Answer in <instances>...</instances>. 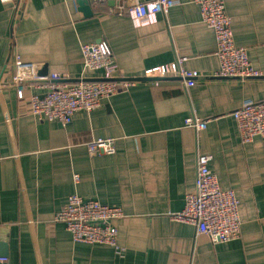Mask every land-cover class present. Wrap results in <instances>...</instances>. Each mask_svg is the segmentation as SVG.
Returning <instances> with one entry per match:
<instances>
[{
    "label": "crops",
    "instance_id": "0c3cea01",
    "mask_svg": "<svg viewBox=\"0 0 264 264\" xmlns=\"http://www.w3.org/2000/svg\"><path fill=\"white\" fill-rule=\"evenodd\" d=\"M77 0H0V77L11 79L13 58L38 63V73L68 82L99 78L84 67L81 45L105 41L121 75L118 93L92 112L77 111L63 125L31 114V81L19 98L0 94V250L9 264H264V137L242 144L231 113L246 99H264V0H225L235 43L248 50L258 77L215 75L214 30L194 0H178L157 21L136 25L111 13L113 2L84 16ZM185 57L199 75L187 86L176 75L146 77L145 70ZM208 126H185L190 116ZM113 137L115 151L91 155L86 142ZM211 154L223 188L239 198L237 239L211 243L170 213L193 190L197 156ZM79 180H74V175ZM122 207L115 220L118 254L106 244L76 242L55 214L70 194ZM6 244V246H3Z\"/></svg>",
    "mask_w": 264,
    "mask_h": 264
},
{
    "label": "built area",
    "instance_id": "2783aa9c",
    "mask_svg": "<svg viewBox=\"0 0 264 264\" xmlns=\"http://www.w3.org/2000/svg\"><path fill=\"white\" fill-rule=\"evenodd\" d=\"M11 1V0H3ZM93 5L112 1L111 13H127L136 25H148L157 21L159 13L167 14L178 0H89ZM199 6L201 20L214 30L216 38V56L219 70L215 75L222 77L249 78L258 77L261 72L255 69L249 59L248 50L235 43L232 17L226 11L225 0H194ZM84 67L90 71H99L98 79L87 80L82 77L76 82H68V75L52 73L40 76L38 63L24 59L20 54L13 58L14 72L11 79L0 77V94L5 96L15 89L19 98L23 97L29 82H38L42 93L30 96L31 114L39 119L57 121L68 125L73 115L80 110L92 112L101 106L103 100L118 93L119 84L134 83L132 80L118 82L121 70L114 59L110 46L105 41L83 43L81 45ZM185 57H178L171 63L158 65L145 70L146 77L176 75L191 86L198 77L196 71L183 65ZM231 115L238 126L240 141L246 144L256 136L264 137V99H246ZM211 117L190 116L185 126L202 130L208 126ZM113 137L94 138L86 142L91 155L113 153ZM211 154L197 156V176L193 190L185 194L182 210L170 213V217L179 222L192 224L199 236H206L211 243L217 244L239 238L241 217L239 198L234 189L223 188L218 176L211 169ZM79 180V175H74ZM124 217L122 207L108 205L97 199H86L77 193L70 194L66 204L55 214V221L61 222L76 242L106 244L118 254L124 249L119 243L118 228L115 220ZM0 264H9L8 257L0 256Z\"/></svg>",
    "mask_w": 264,
    "mask_h": 264
},
{
    "label": "water",
    "instance_id": "95a60500",
    "mask_svg": "<svg viewBox=\"0 0 264 264\" xmlns=\"http://www.w3.org/2000/svg\"><path fill=\"white\" fill-rule=\"evenodd\" d=\"M76 2L79 11H81L84 14V16L90 17L93 15L92 4L90 3L89 0H77ZM94 79H98V78H88L87 80H94ZM1 246H2V242L0 240V247ZM3 246H6V244H4ZM6 254H7L6 250H0V256H7Z\"/></svg>",
    "mask_w": 264,
    "mask_h": 264
}]
</instances>
